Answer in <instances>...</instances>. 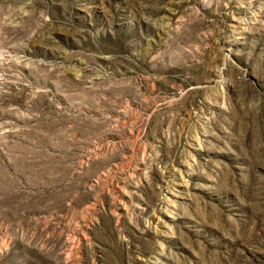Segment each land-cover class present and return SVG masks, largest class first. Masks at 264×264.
Segmentation results:
<instances>
[{"label": "rangeland", "instance_id": "obj_1", "mask_svg": "<svg viewBox=\"0 0 264 264\" xmlns=\"http://www.w3.org/2000/svg\"><path fill=\"white\" fill-rule=\"evenodd\" d=\"M0 264H264V0H0Z\"/></svg>", "mask_w": 264, "mask_h": 264}]
</instances>
